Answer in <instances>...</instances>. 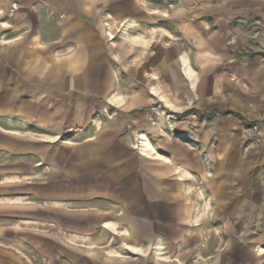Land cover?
Masks as SVG:
<instances>
[{
  "label": "crops",
  "instance_id": "obj_1",
  "mask_svg": "<svg viewBox=\"0 0 264 264\" xmlns=\"http://www.w3.org/2000/svg\"><path fill=\"white\" fill-rule=\"evenodd\" d=\"M0 264H264V0H0Z\"/></svg>",
  "mask_w": 264,
  "mask_h": 264
},
{
  "label": "rangeland",
  "instance_id": "obj_2",
  "mask_svg": "<svg viewBox=\"0 0 264 264\" xmlns=\"http://www.w3.org/2000/svg\"><path fill=\"white\" fill-rule=\"evenodd\" d=\"M262 124H263V122H259L258 124H255L253 126V129H254V127H257L258 129H260ZM199 187H200L199 193H202L203 197L206 198V193H205L206 190H205V188L203 186H199ZM201 201H202L203 204H205V202H206V200H201Z\"/></svg>",
  "mask_w": 264,
  "mask_h": 264
},
{
  "label": "bare ground",
  "instance_id": "obj_3",
  "mask_svg": "<svg viewBox=\"0 0 264 264\" xmlns=\"http://www.w3.org/2000/svg\"><path fill=\"white\" fill-rule=\"evenodd\" d=\"M184 65H185V71L188 73V72H189V67H188V65H187V62H186V61H184Z\"/></svg>",
  "mask_w": 264,
  "mask_h": 264
}]
</instances>
